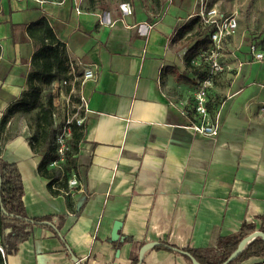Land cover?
<instances>
[{
	"label": "crops",
	"instance_id": "1",
	"mask_svg": "<svg viewBox=\"0 0 264 264\" xmlns=\"http://www.w3.org/2000/svg\"><path fill=\"white\" fill-rule=\"evenodd\" d=\"M200 1L0 0V122L28 88L34 47L25 29L40 17L76 70L95 73L80 86L88 111L68 174L77 185L50 192L30 145V113H14L0 131V158L17 167L25 214L54 224L28 225L4 264H137L141 247L140 264H192L174 248L218 251L244 224L243 236L264 227V90L248 66L264 59L255 61L242 37L247 0H218L238 17L230 69L208 91L218 134L186 127L196 73L175 34Z\"/></svg>",
	"mask_w": 264,
	"mask_h": 264
},
{
	"label": "trees",
	"instance_id": "2",
	"mask_svg": "<svg viewBox=\"0 0 264 264\" xmlns=\"http://www.w3.org/2000/svg\"><path fill=\"white\" fill-rule=\"evenodd\" d=\"M25 32L34 47L30 58L31 70L27 75L28 88L8 108L7 114L0 122V131L4 130L9 117L14 113H30V145L41 155L38 172L49 179L47 186L50 192L59 194L61 189L67 190L68 174L75 168L74 155L82 138L81 128L74 127L71 138L68 140L69 149L65 153L62 169L48 168L49 163L56 158L55 139L52 135L56 131V127L53 128L52 117L55 96L53 92L48 91V87L53 82L66 78L68 56L64 43L57 38L45 17L42 16L29 23ZM182 38L188 39L184 59L187 65H191V60L209 45L207 30H202L198 18H194L177 30L175 40ZM194 69V73L199 72L198 69ZM0 178V245L3 248V253L0 252V264H4L6 257L14 253L18 244L29 236L28 225L37 224L44 218L28 217L25 214L23 183L14 163L0 158ZM61 218L62 216L59 217ZM47 219L50 221L51 218ZM59 228L57 225L54 232L59 233ZM245 228L251 227L248 228L244 224L239 233L220 238L217 241L218 251L206 249L202 252L186 247L177 249L189 252L200 264H221L235 251L237 244L244 237L242 230ZM261 230L264 232V227ZM182 255L191 261L188 256ZM251 256L261 258L256 264H264V241L260 237L246 244L241 252L227 264H237Z\"/></svg>",
	"mask_w": 264,
	"mask_h": 264
},
{
	"label": "built area",
	"instance_id": "3",
	"mask_svg": "<svg viewBox=\"0 0 264 264\" xmlns=\"http://www.w3.org/2000/svg\"><path fill=\"white\" fill-rule=\"evenodd\" d=\"M205 1V0H204ZM200 1V9L194 17L198 18L201 29L207 30L209 45L199 55L191 60V66L198 69L196 83L191 90L193 103L189 111V123L187 128L196 134L213 138L218 134V115L212 117L208 104L210 98L208 91L213 85V80L218 73L230 69L227 63L226 47L230 39L236 34L238 17L236 14L223 13L215 5L209 6L206 1ZM250 52L255 61H262L264 53L255 45H250ZM68 71L66 78L51 84L54 94L53 121L57 128L56 133V158L49 163L53 166L57 162H64L65 153L69 149L68 140L74 127H81L84 115L88 111L87 101L80 92V86L88 80L95 79L93 69L88 65H82L79 71L76 65L68 59ZM181 107L183 103H180ZM183 111V107L181 108ZM186 112V111H184ZM59 114L62 115L58 119ZM69 185H77L73 176L69 179ZM0 252L3 248L0 245Z\"/></svg>",
	"mask_w": 264,
	"mask_h": 264
},
{
	"label": "rangeland",
	"instance_id": "4",
	"mask_svg": "<svg viewBox=\"0 0 264 264\" xmlns=\"http://www.w3.org/2000/svg\"><path fill=\"white\" fill-rule=\"evenodd\" d=\"M204 1V0H202ZM206 3L209 6L215 5L221 12L226 13L223 9V3H218V0H205ZM204 1V2H205ZM229 1V0H228ZM230 2V1H229ZM232 2H235V0H232ZM218 3V4H216ZM244 7V13L242 15V37L243 40L247 43V44H255L262 52H264V0H256L254 1V3H251L249 0L245 1V3L243 4ZM227 14V13H226ZM195 18V17H193ZM178 43L181 46V49L183 52H186L187 48H188V39L187 38H182L180 41H178ZM187 65V64H186ZM250 67V69H252V73H253V78L256 75H259L260 77V81L258 82H254V86L256 88H260L262 90H264V61L262 62H255L254 64L248 65ZM187 67L190 68V70L193 72V70H195L193 68V66L191 65H187ZM53 87L49 86L48 87V91L52 92ZM54 111V109H53ZM29 117L28 116V124L30 123L29 121ZM62 115L59 114L58 119H61ZM55 123L53 121V128H55ZM56 133H57V128L56 131L54 132V134H52L54 136V145L57 147V143H56ZM31 135V132H30ZM29 135V138H30ZM52 136V137H53ZM64 162H57V164L51 166L48 165V168L50 169H62Z\"/></svg>",
	"mask_w": 264,
	"mask_h": 264
},
{
	"label": "water",
	"instance_id": "5",
	"mask_svg": "<svg viewBox=\"0 0 264 264\" xmlns=\"http://www.w3.org/2000/svg\"><path fill=\"white\" fill-rule=\"evenodd\" d=\"M0 188H1V178H0ZM38 223L54 227V224L51 221H48V220H42V221H39ZM256 237H260L264 241V232L262 230H255V231L251 232L250 234L244 236L239 241V243L237 244V247H236L235 251L224 262H222L221 264H227L232 259H234L241 252V250L245 247V245L248 244L249 242H251ZM158 244H160V243L159 242H151L149 244V246H154V245H158ZM174 250H176V251L188 256L190 258L192 264H200L189 252L183 251V250H180V249H177V248H174ZM143 253H144V249H143V247H141L139 249L138 256H137V261H138L137 264H140ZM74 260L78 263V260L76 258H74Z\"/></svg>",
	"mask_w": 264,
	"mask_h": 264
}]
</instances>
